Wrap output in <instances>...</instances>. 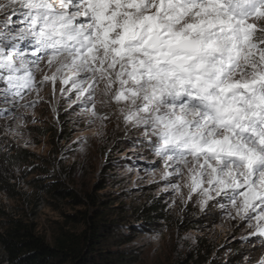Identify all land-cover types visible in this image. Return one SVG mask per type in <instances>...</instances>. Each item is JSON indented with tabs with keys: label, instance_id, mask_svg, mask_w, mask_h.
<instances>
[{
	"label": "snow or ice",
	"instance_id": "6c2138e0",
	"mask_svg": "<svg viewBox=\"0 0 264 264\" xmlns=\"http://www.w3.org/2000/svg\"><path fill=\"white\" fill-rule=\"evenodd\" d=\"M40 104L119 130L170 207L264 249V0H0V151Z\"/></svg>",
	"mask_w": 264,
	"mask_h": 264
},
{
	"label": "rangeland",
	"instance_id": "374dc122",
	"mask_svg": "<svg viewBox=\"0 0 264 264\" xmlns=\"http://www.w3.org/2000/svg\"><path fill=\"white\" fill-rule=\"evenodd\" d=\"M57 107L59 120L51 105H38L36 116L42 122L28 124L22 130V137H9V141L16 146L8 152L0 151V189L7 190L6 197L0 191V210L4 213L0 212V231L3 222L10 216L34 222L37 233L49 242L62 228L80 232L83 226L65 223V215H79V212L88 209L85 203L76 206L68 200L54 199L44 193L40 186L57 180L85 201V194L94 193L99 183L106 181L107 188L97 195H104L108 204L116 207L112 211V218H115L114 214L118 218L110 223L117 225L108 227V232L121 240L125 236L128 238V233L133 229H138L131 210L156 199L166 212L164 221L130 235L134 240L125 248L129 247L136 253V264H173L202 251V248L215 255L220 252L219 256L225 258L233 253L232 247L236 245L246 250L248 255H255L256 260L264 255L261 241H256L255 250L252 251L251 245L240 240L245 229L239 222L233 227L232 222L223 219L219 209H214L205 217L191 201L187 206L177 201L176 205L170 207L173 195L162 191L163 182H149L146 170L155 158L144 157L143 153L139 157L135 155L134 152L139 150L134 149L130 140L119 130L109 125L104 135H98L99 122L91 127L85 122L76 124V114H64L66 105ZM2 124L3 121H0ZM78 137L86 138L87 143H78ZM3 139L0 132V141ZM25 141H29L30 146H26ZM117 144L119 148L109 153L108 149ZM20 153H26L28 161L10 164L3 159ZM107 164H110V169ZM153 235L158 238L152 239ZM110 241L112 244L115 242L113 236Z\"/></svg>",
	"mask_w": 264,
	"mask_h": 264
},
{
	"label": "trees",
	"instance_id": "16d2710c",
	"mask_svg": "<svg viewBox=\"0 0 264 264\" xmlns=\"http://www.w3.org/2000/svg\"><path fill=\"white\" fill-rule=\"evenodd\" d=\"M27 156L26 153H20L3 159L8 160L10 164H16L18 161H28ZM106 184V181L99 183L94 193L85 194V201L64 188L57 180H50L41 185L43 192L54 199L68 200L76 206L85 203L88 209L79 212V215H65V223L81 225L83 230L72 232L62 228L49 242L37 233L34 222H25L9 216L0 231V261H3V264H136V253L129 247L125 248L134 240L130 235L157 225L158 221H164L166 212L156 199L131 210V216L138 223V229H133L128 233V238L125 236L121 240L108 232V227L117 225L110 223L112 219L118 218L116 214L115 218H112V211L116 207L110 206L112 203L108 204L104 195H97L107 188ZM0 212L3 213L2 210ZM112 236L115 240L113 244L110 241ZM232 249L233 253L223 258L219 256L220 252L215 255L212 251L202 248V251L173 264H245L240 253L248 255L247 251L238 245Z\"/></svg>",
	"mask_w": 264,
	"mask_h": 264
}]
</instances>
